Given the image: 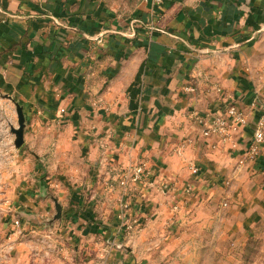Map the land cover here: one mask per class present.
<instances>
[{"label":"crops","instance_id":"obj_1","mask_svg":"<svg viewBox=\"0 0 264 264\" xmlns=\"http://www.w3.org/2000/svg\"><path fill=\"white\" fill-rule=\"evenodd\" d=\"M105 1L0 0V90L21 104L27 126L37 121L33 135L43 136L47 148L51 123L64 124L87 167H111L108 153L119 167L146 166V180L127 191L126 201L131 196L135 202L126 220L120 218L121 195L113 219L103 209L95 224L96 211L87 209L85 232H102L107 241L96 246L110 247L116 242L109 236L129 223L144 231L155 209L145 205L142 188L161 194L164 185L160 173L149 170L152 164L180 174L167 186L176 200L165 224H187L192 206L185 205L193 198L199 208L245 213L264 195V145L255 162L237 170L259 116L251 107L255 93L264 100V0H142L131 20L112 15ZM230 100L249 123L235 148L211 150L196 115L216 112ZM111 120L120 121V134L105 129ZM54 136L62 151L68 133ZM183 176L192 180L180 189ZM113 180L102 179L108 193L118 188ZM190 184L194 194L185 192ZM75 243L61 240L57 260L42 245L30 259L14 251L9 264H95L87 256L75 259L81 244Z\"/></svg>","mask_w":264,"mask_h":264},{"label":"rangeland","instance_id":"obj_2","mask_svg":"<svg viewBox=\"0 0 264 264\" xmlns=\"http://www.w3.org/2000/svg\"><path fill=\"white\" fill-rule=\"evenodd\" d=\"M105 2L110 5L112 15L131 20L140 10L142 0ZM198 78L200 74L196 73L195 84H198ZM8 97L18 103L0 90V264H9L14 251L17 256L30 259L39 253V245L49 252L47 257L57 260L61 240L81 243L74 249L73 256L75 259L87 256L95 264H264V195H260L253 206L247 204L245 213L239 211L236 214L219 206L215 210L206 206L199 208L193 198L185 205L187 208L192 206L185 212L189 222L167 225L168 211L176 200L171 191H167L170 189L167 186L173 184L175 176L172 175L180 174L173 167L157 169L154 164L149 170L156 171L155 176L160 173L164 185L163 191H158L161 194L155 192L156 188L140 186L146 195L145 205L148 209L153 205L155 209L144 231L135 230V227L122 230L108 238L116 245L96 246L101 240L107 241L106 235L98 230L85 232V227L90 224L85 212L88 208L96 211V215H91L95 224L102 221L99 212L103 209L111 215L109 219H113L116 201L122 193L119 187L112 193L105 191L102 179H114L115 183L120 170L127 168L119 167L121 162L109 153L106 161L113 164L111 167H87L89 162L86 156L76 152L78 144L76 138L69 136V127L58 126L55 122L51 123L53 126L47 135V148L43 136L33 135L39 127L37 121L30 122L29 126L25 122L24 144L17 149L12 129L18 128V116L15 103ZM104 122L106 130L120 134V121ZM58 130L68 133L62 151H58L54 136ZM114 143L118 145V137ZM182 178V182L177 181L180 189L186 181L192 180L188 176ZM189 186H192L190 194H194L193 184ZM133 199L128 196L129 208L135 202ZM56 204L62 208L61 219L54 218ZM71 209H77L78 213L72 216ZM62 228V233L55 232ZM83 243L85 247H82Z\"/></svg>","mask_w":264,"mask_h":264},{"label":"built area","instance_id":"obj_3","mask_svg":"<svg viewBox=\"0 0 264 264\" xmlns=\"http://www.w3.org/2000/svg\"><path fill=\"white\" fill-rule=\"evenodd\" d=\"M218 91L221 89L216 88ZM191 91H195L194 88ZM252 109L259 111L258 119L253 128V135L249 142L246 152L241 156L237 163V170H242L247 163L255 162L262 153L264 145V100L259 93H255L251 103ZM196 120L202 126L201 137L203 143L206 141L208 148L217 150L220 147L231 146L236 147V137L241 133L248 123V116L238 107L233 101H227L216 112L209 111L205 116L196 115ZM187 143H193L191 139ZM194 173L196 169H193ZM148 177V172L145 164L130 166L127 169L120 170L116 180L118 187L122 190L120 218L124 222L127 218V213L130 210V205L126 202L127 191L130 189L137 190ZM192 191V186L187 187L186 192L189 194ZM223 207H227V202L222 203ZM19 226V222L17 223ZM127 230H131V225H126Z\"/></svg>","mask_w":264,"mask_h":264},{"label":"water","instance_id":"obj_4","mask_svg":"<svg viewBox=\"0 0 264 264\" xmlns=\"http://www.w3.org/2000/svg\"><path fill=\"white\" fill-rule=\"evenodd\" d=\"M10 98V97H8ZM16 105V112L18 116V128H13L12 133L16 136L15 139V147L21 148L24 144V132H25V115H24V110L23 107L20 106L18 103H16L12 98H10ZM56 211L57 214L55 215V219H61V214H62V208L59 204H56Z\"/></svg>","mask_w":264,"mask_h":264}]
</instances>
